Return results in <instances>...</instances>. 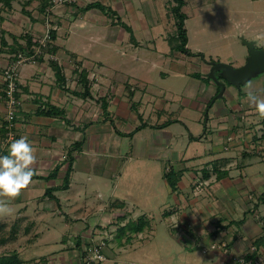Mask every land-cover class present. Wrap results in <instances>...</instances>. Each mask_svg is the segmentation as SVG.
<instances>
[{"label":"crops","instance_id":"crops-1","mask_svg":"<svg viewBox=\"0 0 264 264\" xmlns=\"http://www.w3.org/2000/svg\"><path fill=\"white\" fill-rule=\"evenodd\" d=\"M113 1L123 14L134 18L142 14L130 0L126 10L119 0ZM92 10V19L106 17L98 9ZM86 12L79 11L78 18L68 23L73 26L68 33L61 35L59 29L65 25L58 24L55 43L59 49L54 56L62 60L59 63L73 90L81 89L76 68H85L91 96L59 87L48 63L43 67L26 63L19 71L21 107L15 138L26 135L33 142L37 174L19 195L3 197L14 210L0 215V231L13 221L9 240L17 247L12 251L20 254L23 264H84L82 241H94L96 230L113 231L110 225H118V219L128 222L139 211L161 221L159 227L126 233L153 235L152 243L158 240L159 229L165 231L171 240L172 236L178 238L179 248L183 243L194 253H205L199 258L201 264H227L255 245L264 247V124L261 117L249 120L255 127L245 123L248 114L257 111L249 104L247 92L264 95V74L250 79L239 91L226 87L224 95L215 99L218 84L207 78L210 62L199 63L196 56L176 49H164L159 55L156 49L152 58L132 56L128 52L130 38L116 47L117 53L126 56L122 61H97L96 69L91 63L84 64L87 47L103 43L111 48L115 40L111 34L101 37L95 25L81 22L79 14ZM111 26L118 27L115 21ZM60 35L67 40L74 36L80 43L63 47ZM187 46L191 49L189 41ZM130 62H138V66L131 67ZM25 65L30 68H23ZM117 75L130 78L120 87L114 79ZM133 77L140 82H133ZM104 100L108 103L106 114ZM42 102L64 108L66 116L38 113ZM197 113H206L207 119L205 127L199 124L195 132V120H202L193 117ZM5 120L6 105L0 100V154L7 153L10 142ZM249 129L257 133L251 135ZM80 141L73 151L69 187L53 191L54 197L46 195L48 188L63 184L69 166L67 153ZM202 142L207 145L200 147ZM57 166V174L49 177ZM168 167L175 188L166 178ZM124 178L126 189L121 185ZM128 236L125 234L118 245ZM119 246L110 247L108 264L125 263L123 254L116 252ZM149 246L142 248L146 253L141 260L127 257V263L152 264L146 261L152 257ZM162 255L156 262L164 261Z\"/></svg>","mask_w":264,"mask_h":264},{"label":"rangeland","instance_id":"rangeland-1","mask_svg":"<svg viewBox=\"0 0 264 264\" xmlns=\"http://www.w3.org/2000/svg\"><path fill=\"white\" fill-rule=\"evenodd\" d=\"M40 1L41 0H13L11 8L5 6L3 2H0V16L3 17V21L0 20V40L1 35L4 33L9 44H14L17 39L19 43L25 45L27 41L25 38L26 34H32L34 40H41L47 34L49 29H52L53 27L57 28L58 24L61 22L64 23L65 26L60 27L59 32L61 33V35H63L64 32L68 33L70 30H72L73 27H71L68 23L78 18L77 15L79 13V9L76 7V5H79V7H81L91 2L92 0H52L53 4L48 7L49 11L46 15L44 13H40ZM100 1L111 6V9L108 10L107 13H104L103 11L98 9V12L106 15V17L102 19H92L91 14L94 11L92 10L87 11L83 14H79L82 17L80 18V21L86 22L87 26L88 24L95 25V30L100 34L101 37L104 35V33L106 34V36L111 34L113 39L115 40L114 42H112L114 46H112L111 48H106L103 43H95L90 46V48L87 47L88 50L85 52L87 54L85 55L86 58H83L85 60L84 62H86L84 63L85 65H87V63H91L96 66V69H98L99 65L97 61H102L104 62V64H107L108 62L122 61L126 56L124 55V57H122L115 50L116 47H119V45L122 46V44L126 43V41H129V38L132 40L131 43L129 42L130 44H132V46L129 47L128 52H130L129 54H131L132 56L139 54L142 56L148 55L149 58H152V55L154 54L153 52H156L157 50L158 55L160 54L159 52L164 51V49L167 51H173V48L166 37L168 38L169 36L173 35L175 32L174 29L176 30V25L174 24L175 15L172 11V8L175 4L174 0H130V3L135 6L136 10L140 11L144 15V18L142 20L140 19V16L142 15L140 13H138L136 18H134V16H132L130 13H127L129 15V18H127V14L121 13L120 9L118 10L117 3H115L113 0ZM119 1L121 2L120 6L123 7L122 9L126 10L127 0ZM111 10H114L115 14ZM75 11L77 13H75ZM183 11L187 14L185 26L188 30L191 50L195 53H202L201 56L196 55V60L199 63H201L203 60H206L208 62L214 60L226 62L231 64L232 66H240L244 64L249 50L248 47L243 43L242 38H245L246 40H255L257 47L264 46V0H186ZM114 21L117 23L118 27L111 26ZM133 22L134 25L132 24ZM105 24H108V27L104 26ZM145 25L149 27H145ZM122 29H125L126 31L122 33ZM113 31L115 32V34L113 33ZM66 38V36H61L60 38V43L63 47L69 48L75 43H80L74 36H72L71 39L69 38V40H67ZM41 41L44 42V39ZM135 43L140 44L135 48L133 46ZM153 46H156L157 48H154ZM6 50H9V48ZM37 53H39V50H37ZM13 56L14 54L10 53L9 51L0 53V68H4L7 71L10 67H16L18 77L19 71L21 70V66L23 64L33 62L34 64L41 67L42 65L46 66V63H48L51 66L50 60L52 58L56 59V56L53 57L51 55H45L44 60L39 61L35 58V56H27L26 54H22V56H19L18 62L13 63ZM61 61L62 60H58V62ZM77 63H81V61L79 60L77 61ZM137 63L138 62H136L135 65H132V62H130L129 64L132 67L138 66ZM28 66L29 65H25L23 66V68H27ZM109 69L111 70V68ZM124 70L125 67L123 68V71ZM40 75L42 74H39V76ZM76 75L77 73L75 74V76ZM119 75H117L114 79L117 80L118 86L121 87L124 86L127 79L130 78V74L122 77ZM3 78L4 75L0 73V80ZM77 78L79 79L78 76ZM254 79L255 78H253L252 80ZM131 80L133 82H140L141 79H134L133 77L131 78ZM221 82H223L224 84L226 83L224 78L221 79ZM226 86L227 89L231 88L232 92L239 91V89L232 84H226ZM218 87H220V89L218 90L215 99L221 91V86L217 85V88ZM80 88L82 89V87ZM5 105L7 110L6 102ZM195 116H197L198 118H202V120L200 121L199 119H196ZM193 117L196 119L195 132H198L200 129L199 124H202L203 128L205 127L207 114L203 113L200 115L197 113L193 115ZM248 117L250 119L246 120L245 123H248L249 120H259L261 116L256 111L252 114H248ZM262 120L263 117H261V121ZM248 126L255 127V124L248 123ZM248 131H250L249 133H252L251 135L257 133L255 129H249ZM205 145H207V143L202 142L200 144V147H204ZM121 185L126 189L128 183L125 178L124 181H122ZM121 191L123 192L124 190L121 189ZM124 215L128 214L124 213ZM131 216L132 217H128L132 219L129 222H131L130 224L133 229H140V227H143L141 230L144 231L146 228L148 229L147 231H149L151 229H154V227L156 226L159 227V224L161 222L157 219L152 220L153 218H155L153 215H151L153 217L149 216V214L145 216V213L141 211L132 214ZM146 219L152 220L150 221V224H147L145 222ZM117 221H120L119 223H117L119 226L115 225V222V226L110 225V228L113 229V231H109L106 228L102 227L101 229L96 230L95 234H93L94 241H82L83 244L88 242V244H91L105 240L106 245L103 248V252L107 256V264L109 261L108 252L110 247H114L116 245L119 246L118 244L121 243L120 236L117 232L114 233V231L118 227H120V225L122 226V223H127L122 219H118ZM12 223L13 221H9V223H7V229L4 228L2 231H0V239L2 237L6 238V242L4 243H1L0 240V244L5 245L3 247H0V253L7 252L9 250L12 251L14 247H17L16 244H12L13 240H9L11 239L9 228L10 226H12ZM128 228H130V226ZM127 231H129V229H127ZM129 233L131 232H127L126 235L128 236ZM167 234V232H162L159 229V232L157 233L158 240L150 243L154 238L153 235L149 237L143 236V234L139 235L132 232L129 235L130 237L128 236L129 239L127 240L126 238L124 240V244L119 246V248L116 250L117 253L119 252V254H123V256L125 257V263L119 262L113 264H131L127 263V260H130L127 257L133 259L136 258L137 261L141 260V257L146 253L145 251H142V248L145 249L144 247H147L149 245L150 250H152V257L149 258V260L146 259V261H149L152 264H158V262L159 264H201V260L205 257V253L201 251L194 253L192 251L193 248L187 246L185 247V244L183 243L180 244V247L183 248H179V246L177 245L179 244L178 238L176 236H172L171 240L166 236ZM23 243V245L26 244V242L24 241ZM41 249L46 250V248ZM198 249L200 250L202 248ZM159 251L164 252V255L160 254ZM157 252H159V254H157ZM250 253L251 249L247 253L236 255L232 260H234L235 258L247 257V254ZM161 255L165 256L163 259L164 261L158 260L156 262L157 259H160ZM81 258L83 259V256H81ZM121 259L122 258H120V260Z\"/></svg>","mask_w":264,"mask_h":264},{"label":"trees","instance_id":"trees-1","mask_svg":"<svg viewBox=\"0 0 264 264\" xmlns=\"http://www.w3.org/2000/svg\"><path fill=\"white\" fill-rule=\"evenodd\" d=\"M12 1L13 0H0V2H3V4L9 8L12 7ZM41 8H40V13H44L45 15L48 13V7L50 5L53 4L52 0H41ZM72 3V2H71ZM74 3V2H73ZM174 6H173V13L175 15V25H176V30L175 33L171 36L168 37L169 43L172 46L173 49L179 50L182 53L188 54V55H192V56H196V55H202L201 52L195 53L192 52L190 48H188V41H189V37H188V30L186 28V19H187V14L183 11V7L185 6L186 0H174ZM76 7L79 9V11H89L92 9H99L101 11H103L104 13L108 10L111 9V6L97 0V1H91L89 3H87L84 6L79 7V5H76ZM112 11V10H111ZM115 14V11H112ZM30 15V13H29ZM0 20L3 21V17L0 16ZM26 38V44L22 45L21 43L18 42V40L16 39L14 44H9V42L7 41L4 33L1 35V40H0V53L5 52V51H9L10 53H13L14 56L12 58L13 63L14 62H18V58L20 55L22 54H26L27 56H35V58L39 61H43L45 55L47 54H51V56L54 57L55 53L57 52V50L59 49V46L55 43L57 38H58V32H57V28L53 27L52 29H49L47 32V35H45L41 40L44 39V42L39 40H34V37L32 34H26L25 36ZM9 50H6L8 49ZM37 50H39V53H37ZM74 55V54H73ZM50 64L53 67V69L55 70V74H56V80H57V84L59 85V87L66 89L68 91H72L75 95H79V96H83V97H89L91 96V90H90V81L89 78L87 76V71L85 70V68H81V67H77L76 68V72L77 76L79 77V79L77 78V81L79 83V85L82 87V89L80 90H73L68 86L67 83V79L66 76L64 75L63 71H62V66L60 65V63L58 62L57 58L56 59H51L50 60ZM0 73H2L4 76L6 75V69H2L0 68ZM15 83H16V90L14 92V95L16 97V99L18 100L19 104H17V110H16V116L11 120L14 124V131H16V123L18 120V114L20 111V107H21V100H20V84L18 81V74L16 73L15 75ZM8 84L9 81L5 80L4 78L0 80V100L5 101L8 100V95H7V89H8ZM220 89V87H218V90ZM37 101H39L37 99ZM102 107L104 109V113L106 114L108 112V103L107 100H104L102 102ZM38 113H44L47 114L49 116H66V110L62 107H59L55 104H50L48 102L44 103H40L39 107H38ZM7 113V110H6ZM9 123L8 120L6 119L4 122V126L6 128L5 132L7 134V132L9 131ZM142 126H145L144 124ZM9 133V132H8ZM82 141L80 142H75L74 146L72 149H70L67 153L66 156V161L69 163L66 175L64 177V182L62 185L60 186H54L52 188H48L46 191V195H49L51 197H54L53 195V191L55 190H60V189H67L69 187L70 184V175L73 169V162H74V156H73V151L74 149L81 144ZM59 170V166H57L56 168H54L53 172L49 174V177H53L57 174ZM36 177V176H33ZM166 178L168 179V181L170 182V184L175 188V180L173 178V174H172V170H169L168 172H166ZM131 222H127L125 225L120 226L118 235L120 236V239L122 240V237L126 234L127 229H129L130 231H139L141 229H133L131 227ZM130 226V228H128ZM1 229V228H0ZM15 230V229H14ZM129 238V237H128ZM6 242V238H1V243ZM258 246V245H256ZM259 248V246H258ZM258 256L257 251H253L250 254H247L248 258H256ZM24 260L22 259V257L20 256V254L17 251H8V252H3L0 254V264H23Z\"/></svg>","mask_w":264,"mask_h":264},{"label":"clouds","instance_id":"clouds-1","mask_svg":"<svg viewBox=\"0 0 264 264\" xmlns=\"http://www.w3.org/2000/svg\"><path fill=\"white\" fill-rule=\"evenodd\" d=\"M247 99L264 117V95L248 91ZM9 139L7 153L0 154V215H10L14 211L3 197L14 198L19 195L21 189L26 188L37 174L33 167L37 160L36 148L29 137L21 135Z\"/></svg>","mask_w":264,"mask_h":264},{"label":"built area","instance_id":"built-area-1","mask_svg":"<svg viewBox=\"0 0 264 264\" xmlns=\"http://www.w3.org/2000/svg\"><path fill=\"white\" fill-rule=\"evenodd\" d=\"M47 35V34H46ZM22 56V55H20ZM16 67L15 68H8L6 71V75L4 76L5 80L9 81L7 95L8 100H6L7 103V113H6V119L9 123V133H8V139L10 137H14L16 135V131H14L13 127L14 124L11 121L16 116V110H17V104H19L18 100L16 99L14 92L16 90V83H15V75H16ZM1 97V95H0ZM264 124V117L262 120ZM264 129V125L262 130ZM264 134V132H263ZM10 140V139H9ZM169 167L167 168V171H169ZM89 243V242H88ZM84 243L82 247V261L85 264H107V256L103 252V248L106 245L105 240L101 242H95V243ZM257 251L258 256L256 258H235L234 260L230 261L227 264H262L264 262V247L253 246L251 249V252Z\"/></svg>","mask_w":264,"mask_h":264},{"label":"water","instance_id":"water-1","mask_svg":"<svg viewBox=\"0 0 264 264\" xmlns=\"http://www.w3.org/2000/svg\"><path fill=\"white\" fill-rule=\"evenodd\" d=\"M242 39L249 50L244 64L232 66L222 61H211L212 67L207 77L209 80L221 86V91L217 98H221L224 95L226 88V85L218 78L216 74L217 71H221V75L237 87L247 84L250 79L260 74H264V46L257 47L255 40Z\"/></svg>","mask_w":264,"mask_h":264},{"label":"flooded vegetation","instance_id":"flooded-vegetation-1","mask_svg":"<svg viewBox=\"0 0 264 264\" xmlns=\"http://www.w3.org/2000/svg\"><path fill=\"white\" fill-rule=\"evenodd\" d=\"M212 61H214V60H212ZM210 70H211V67H212V65H211V61H210ZM209 70V71H210ZM209 73V72H208ZM208 73H207V75H208ZM216 74H217V76H218V78L221 80L222 78H224L225 79V81H226V83H225V85L226 84H230L231 85V83L225 78V77H223L222 75H221V71H217L216 72ZM223 81V80H222ZM233 85V84H232ZM235 86V85H234ZM227 87V86H226ZM237 87V86H236ZM243 87V85L241 86V87H237L238 89H241ZM225 90H226V88H225Z\"/></svg>","mask_w":264,"mask_h":264}]
</instances>
